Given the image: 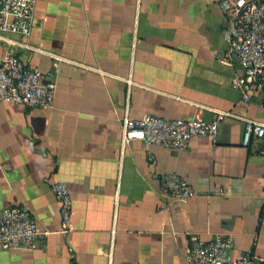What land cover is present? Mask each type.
I'll use <instances>...</instances> for the list:
<instances>
[{"label":"crops","instance_id":"crops-1","mask_svg":"<svg viewBox=\"0 0 264 264\" xmlns=\"http://www.w3.org/2000/svg\"><path fill=\"white\" fill-rule=\"evenodd\" d=\"M218 2L36 0L27 36L0 34V57L17 42L23 61L56 80L51 105L0 104V210L24 204L43 232L29 247L0 244V264H188L191 238L216 235L233 237V255L264 259V139L242 142L264 106L231 85L241 68ZM219 111L218 133L184 149L123 136L124 114ZM168 172L194 193L172 196L160 182ZM56 180L72 196L68 232Z\"/></svg>","mask_w":264,"mask_h":264},{"label":"built area","instance_id":"built-area-1","mask_svg":"<svg viewBox=\"0 0 264 264\" xmlns=\"http://www.w3.org/2000/svg\"><path fill=\"white\" fill-rule=\"evenodd\" d=\"M218 3L228 15V23L222 28L223 38L241 68L231 85L244 101L260 94V103L264 106V0H219ZM35 6L36 0H0V34L27 36L32 29ZM17 44L7 41L0 57V104L51 105L56 92L53 73L23 61L17 53ZM226 115L228 112L219 111L214 118L203 119L144 112L137 117L124 114L121 122L125 139L184 149L193 136H215ZM253 136L264 139V121L245 120L243 144L248 145ZM160 182L177 199H186L194 193L193 187L176 172L163 173ZM53 191L60 206L61 229L68 232L72 224L70 189L66 182L56 180ZM42 235L32 212L24 204L12 201L0 210V244L29 247ZM233 243L231 235H216L211 239L193 237L187 252L188 264H264V259L251 249L233 255Z\"/></svg>","mask_w":264,"mask_h":264}]
</instances>
